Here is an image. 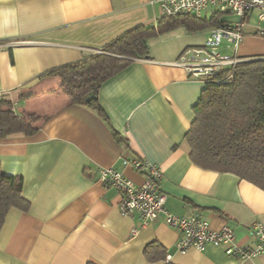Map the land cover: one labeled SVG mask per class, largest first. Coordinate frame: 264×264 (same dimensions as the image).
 Masks as SVG:
<instances>
[{"label":"crops","instance_id":"obj_1","mask_svg":"<svg viewBox=\"0 0 264 264\" xmlns=\"http://www.w3.org/2000/svg\"><path fill=\"white\" fill-rule=\"evenodd\" d=\"M215 13L207 8L197 18ZM160 16L156 0H0V94L14 101L16 112L45 117L32 136L0 139V172L22 178L28 201L26 210L11 208L5 216L0 264H264V255L240 261L214 245L179 252L177 229L162 217L142 227L136 214L122 215L119 192L98 181L99 169L112 167L139 185L142 175L121 159L144 158L162 170L167 211L198 214L215 230L227 225L239 245H255L252 225L264 224V191L232 173L195 165L184 139L205 82L176 60L202 45L213 26L178 27L151 38L144 58L99 86L105 119L52 91L55 79L40 80L138 24L155 25ZM257 56H264V44L253 13L236 57ZM52 92L62 100L49 111L29 102ZM151 243L163 250L154 261L145 255Z\"/></svg>","mask_w":264,"mask_h":264},{"label":"trees","instance_id":"obj_2","mask_svg":"<svg viewBox=\"0 0 264 264\" xmlns=\"http://www.w3.org/2000/svg\"><path fill=\"white\" fill-rule=\"evenodd\" d=\"M221 15L216 12L209 20L185 14L160 16L155 25L138 24L80 61L47 70L40 80L55 79L52 91L64 94L70 104L95 109L105 119L97 101L99 86L132 61L144 58L151 38L178 27L191 31L206 24L221 27L225 25ZM204 82L192 108L194 119L184 135L190 160L203 169L232 173L264 191V56L240 59ZM91 95L94 97L87 101ZM13 102L0 94V139L13 134L32 136L45 119L16 112ZM27 207L22 178L0 172V229L11 208L24 211ZM145 255L154 261L163 250L151 243Z\"/></svg>","mask_w":264,"mask_h":264},{"label":"built area","instance_id":"obj_3","mask_svg":"<svg viewBox=\"0 0 264 264\" xmlns=\"http://www.w3.org/2000/svg\"><path fill=\"white\" fill-rule=\"evenodd\" d=\"M156 3L161 16L185 14L200 17L207 8H213L217 13H228L235 17V21L209 30L202 45L186 48L178 56L176 64L194 79L204 81L238 61L236 53L245 39L247 18L253 13L256 17V35L264 44V0H156ZM221 49L231 53L225 54ZM121 163L142 175L143 182L137 185L112 167L100 168L98 181L104 187L119 192L118 209L122 215L136 214L142 227L162 217L168 226L177 229L180 232L174 245L177 251L186 252L191 248L202 251L206 246L214 245L221 247L227 256L240 261L264 255L262 222L257 221L252 225L255 245L241 246L235 240L233 229L227 225L215 230L198 214L178 216L167 211L159 166L144 158H122ZM136 232L137 229H134L132 233Z\"/></svg>","mask_w":264,"mask_h":264},{"label":"rangeland","instance_id":"obj_4","mask_svg":"<svg viewBox=\"0 0 264 264\" xmlns=\"http://www.w3.org/2000/svg\"><path fill=\"white\" fill-rule=\"evenodd\" d=\"M222 16L226 17L228 21H233V19L235 18L233 15L228 14V13H224ZM229 17L231 19H229ZM56 96L57 95L52 92V93H48L41 99L36 98V99H32L29 102L32 106L37 105L39 108V111H41L40 113H42V112L49 111L50 109H52L57 103L56 101L62 100V97H56Z\"/></svg>","mask_w":264,"mask_h":264},{"label":"water","instance_id":"obj_5","mask_svg":"<svg viewBox=\"0 0 264 264\" xmlns=\"http://www.w3.org/2000/svg\"><path fill=\"white\" fill-rule=\"evenodd\" d=\"M93 97H94L93 95L89 96V97L87 98V101L91 100Z\"/></svg>","mask_w":264,"mask_h":264}]
</instances>
